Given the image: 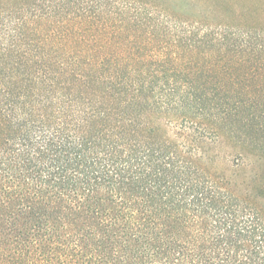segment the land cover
<instances>
[{
	"label": "trees",
	"instance_id": "trees-1",
	"mask_svg": "<svg viewBox=\"0 0 264 264\" xmlns=\"http://www.w3.org/2000/svg\"><path fill=\"white\" fill-rule=\"evenodd\" d=\"M144 2L0 0V264H264V29Z\"/></svg>",
	"mask_w": 264,
	"mask_h": 264
},
{
	"label": "rangeland",
	"instance_id": "rangeland-1",
	"mask_svg": "<svg viewBox=\"0 0 264 264\" xmlns=\"http://www.w3.org/2000/svg\"><path fill=\"white\" fill-rule=\"evenodd\" d=\"M149 11H168L193 27L264 29V0H144ZM144 2V3H145ZM229 148L223 145L222 153Z\"/></svg>",
	"mask_w": 264,
	"mask_h": 264
}]
</instances>
